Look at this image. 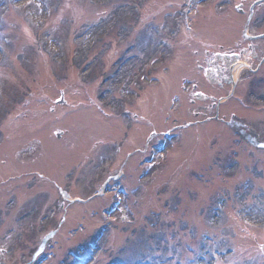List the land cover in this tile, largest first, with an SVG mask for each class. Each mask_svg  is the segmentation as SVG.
Segmentation results:
<instances>
[{
	"label": "rangeland",
	"instance_id": "obj_1",
	"mask_svg": "<svg viewBox=\"0 0 264 264\" xmlns=\"http://www.w3.org/2000/svg\"><path fill=\"white\" fill-rule=\"evenodd\" d=\"M28 2L31 4H28ZM138 2L139 0H0V29H4L5 31V40L0 41V46H4V50H6V58L2 59L0 57V91L5 96V105L6 101L13 102L17 99L16 96L20 97L18 101L19 107H17L14 115L11 114V122L8 125L17 124L15 127L19 125L22 129H33L32 131L44 129L53 138L61 131L69 133L74 131L79 137H82V134H79L80 124L75 120H71L69 115L65 117H68L66 120H64L65 118H59L63 114V109L57 108L53 100L59 98L61 90L64 88L67 91L66 96H68V100L69 98L73 99V95L81 92L77 90L78 87L82 88L86 86L83 82L89 86V88H86L87 92H99L97 85L100 84L104 77L109 78L108 75L113 71L112 68L115 67L113 63L118 57L120 58L117 64H120L122 59L128 60V63L116 76V80L113 78V81L107 84L106 88H113L112 93H114L115 88L117 90L116 94H120L119 97L121 99L130 97V95L124 96L120 92H124L123 86L127 85L131 80H136L140 68L144 70L145 65L154 59L153 56H157V51L161 49V39L170 35L165 30L169 26L172 28L175 21H168L169 19L163 12L167 6L171 8L170 11L172 13L178 11V8H180L174 1L153 0L148 13H146L148 8L146 10L145 7L143 8V18H146V20H137V16L132 15L131 8L138 4ZM145 2L148 3V0H145ZM46 9L47 14L52 13L53 16L47 24H44L43 20L47 16V14L45 16ZM129 9L130 12L124 14ZM158 10H160V13H155ZM211 15L212 12L204 9L201 12V19H199L198 15L193 19V23L196 21L200 22L201 32L199 30V34L208 40L215 37L214 32L216 30L214 26L215 21L210 20ZM261 15H264V13H261ZM118 18V29L112 38L101 43L98 51L90 48L89 43L96 37L101 36L102 32L112 25L113 20ZM29 19L30 21H28ZM37 25L38 28H35ZM218 28H220V25ZM261 28L264 30V22ZM236 33L238 35V32ZM38 36L39 38L42 37L38 41L43 40L44 42H48V47H45L43 44V51L35 46ZM141 36L143 37V43H139L140 46H138L136 43L141 39ZM6 39L12 41L10 45H5ZM134 46V51L129 55H125L126 53L123 50ZM109 47L115 49L113 50V52L116 51L115 55L111 52L110 55L103 57V53ZM182 51L188 52V56H191L189 49L188 51ZM43 52L56 58L57 62H52L51 57H46ZM130 58H133V60H130ZM93 62H99L100 67L94 72L88 71ZM73 67L77 68L73 69ZM78 68L86 72L84 78L80 79V84L75 79ZM154 71V69L151 70V75L147 78L149 84L144 85L142 92V101L147 104H143L144 106L142 105V107L141 104L134 106V109L143 118L141 122L138 125L131 123V130H129L124 127L122 120L118 122L114 117H110V121L106 126L110 125L113 129L126 128L128 135L136 131L141 133V137H145V140H147L154 137V130L159 131L164 129L163 132L168 130L173 131L174 127L183 124L180 121L178 122L176 118H173L174 114L170 115V101L173 97L176 98V94L181 93L178 88L185 81L193 79L204 87L205 81L200 76L196 64L193 60L188 61L186 66L172 61L168 70H164L160 74L154 73ZM51 73H53V76H58L57 82L60 83L61 88H57L58 86L52 87L51 83L53 80L48 76ZM45 74L47 75L45 76ZM17 89L19 90L16 91ZM246 91V88L240 90L243 94ZM17 92L20 93L18 94ZM258 95L263 100L264 90L258 92ZM81 100L87 101L86 98H81ZM49 102H51L50 105ZM81 103L83 102L77 105ZM187 103L189 104V108L192 107L193 109L191 119L194 121H196L194 112L201 113L211 104L209 101L203 105H198L197 101L191 102L189 99ZM54 106L56 107V112L52 113L51 111H53ZM230 108H233L232 104ZM5 111L6 107L3 105L0 108V118L4 115L3 112ZM187 111L185 109L184 113ZM79 112H82V110ZM180 112L181 109L176 114ZM184 113L182 114L184 115ZM202 115H200L198 120L202 121L204 119ZM169 116L172 123L166 125L165 121L166 119L168 120ZM94 117H89L88 114H85L78 116V121L90 124L94 120ZM258 120L262 129H258L256 132L263 139L262 141H264V118H259ZM214 129H208V134L200 130L201 133L198 134H201L202 139L205 134H207V139L211 136L215 137L216 133ZM16 133L17 131H15ZM15 134L10 133V136H14ZM74 134L72 133V138L76 141L78 138ZM235 134L230 135L228 133L226 136L223 135L219 141L225 148H228L226 155L233 149L239 150L241 148L240 145L236 146V143L235 145L232 144V138H234ZM246 134L251 133L248 132ZM27 136L23 135L21 137L23 140H19L20 145L31 143L30 138ZM69 136L70 134L63 139L67 142H65L66 145L64 147V144L59 145L61 151H64L68 147L67 144L71 140L73 141ZM236 136L238 138L240 135L236 134ZM109 137L114 140L117 135L116 133H111ZM126 137L127 135H125L124 139ZM158 139L159 137L154 138L150 142V146L157 144ZM193 140V138L187 136L186 141L183 140L178 145V151L172 160L173 162L170 159L168 162H161L155 169H142L141 171L143 172H151L146 177L147 179L145 178L147 181H143L140 185L133 182L136 175L133 177L126 176L125 183L127 186L131 187L133 183L135 187L129 199H122L119 209L117 208L113 214L114 221H110L107 225L109 227L108 233L103 235L100 243V247L104 248L105 251L102 252L103 258L99 264H139L151 261V256L156 257L155 260H157L158 264H160V258L158 257L162 258L163 264H209L208 260V262H201V259H207V256L215 257L218 255L216 254L217 252H227V250L232 248L237 250L238 254L228 264H264V228L262 232L254 234L251 231L252 228H247L244 222L243 224L241 223L243 221L242 217H245L247 218H244L245 221L261 224L264 227V180L262 183H259L257 180L253 181V184L247 183L249 180L246 179L250 178L252 173L239 172L237 168L235 170L236 166L233 167L235 159L231 160L230 155L232 154H228L227 160L232 165H226V167L234 169H230L231 171L229 169L224 170L221 165L220 170L214 167L213 179L218 181H215L217 184L214 187L213 185L210 187L207 184L206 175L212 176V174L205 163L212 157L213 149L204 148L207 140H204L199 154L191 158L188 166L184 167V169L191 168L195 171L204 172L206 173L205 176L200 177L199 181L198 177L197 180H194L192 176H189L188 171L175 173L170 176L172 163H174V167L176 168L178 167L177 162L182 164L183 161L181 160L185 159L187 161L193 154L195 149ZM14 141L15 139L11 138L7 146ZM5 142L8 141L5 140ZM219 142L217 144L220 145L221 143ZM74 144L70 145L74 146ZM91 146H93V143H91ZM33 147L36 148V145ZM206 147L209 148V145H206ZM243 147L250 157L253 154L252 159L245 158V161L248 163H258L259 169H264V152L261 150L257 151L256 149L253 150L249 145H244ZM215 151L221 155L225 152L223 149H216ZM39 152L41 153L34 156L35 159H38L35 162L31 158L30 149L22 153L27 157L21 160L32 164L39 162L47 155L48 151L46 152L45 150L44 153L42 148H39ZM58 153H60V149ZM128 153H130L129 150ZM89 155L96 156L91 153ZM200 155L201 158L196 160ZM1 158L2 154L0 153ZM103 159L105 161L106 157L101 156L98 159L91 157V159H87L86 161L85 156L82 155L77 160L73 156H67L57 161L58 167L60 165L65 166V168H68L66 165L73 166L68 171L61 173L63 176L62 184L66 188L71 187L72 191H74L73 198L89 199L104 184L105 180H101L98 177L99 175L96 174L103 166ZM52 160L55 159L52 158ZM139 163L140 157L138 156L129 160V165L133 171L137 170ZM122 164L121 162L116 166L112 177L120 172L123 167ZM35 170H30L32 174L29 178L37 177L35 174L37 171ZM42 170L46 169L41 167L39 171L44 172ZM57 171L60 172V168ZM72 172L75 174L79 172V174L75 178L74 175H71L67 180L65 176ZM167 172L169 175H167ZM241 172L242 175L240 176ZM249 172H251V169ZM46 173L49 176L52 175L50 171H46ZM256 175L259 176L260 174ZM94 176H96L95 179H93ZM0 179L4 180L5 176H0ZM29 184H32V182H29ZM247 184L248 187L246 189ZM22 185L25 184L22 183ZM37 185V187L52 188L56 192V189L50 186L48 182L42 185L38 181ZM241 186L244 190L246 189L245 194H234L236 189H241ZM212 189L214 190L213 193L216 192V195H213ZM19 192H22L20 196L29 194V192L27 193V188ZM172 193L173 196H170ZM209 195H213L215 198L211 200ZM9 198L10 196L8 195L7 197L5 194L0 199V215L3 216H1L3 223H0V248L5 251V253L0 254V264L26 263L29 262L31 253L45 234H48L52 230H60L59 222L61 217L59 216L60 218L54 222L47 221V223H42L43 212L40 211L38 215L40 217L39 222L37 220L32 221L29 216L23 219L25 216L23 214H27L24 209L15 213L14 207L11 209L9 206H5ZM167 201L171 205L169 209H165ZM31 206H36V204ZM73 206L74 204L69 207L68 213L64 215L68 217L69 221L71 220L72 224L68 229H63L62 233L60 230L55 239L50 242L46 253L52 252L54 255L53 259L45 264H76L77 262L70 257L69 253L74 251L78 245V248L82 247L88 241V236L96 230L97 225L103 222L98 213L92 211L95 208L97 211H100L101 202L88 204L84 208ZM200 208L211 211L214 209L215 211L212 214L211 212H203V215L207 214L208 216L209 220H206L205 215L203 218L199 214ZM128 209L130 210V214L128 213ZM147 211L155 217L153 218L155 227L150 223L148 224V221L145 220L144 215L147 214ZM48 212L46 213L48 214ZM88 213L94 214V216H97V219L94 216L88 215ZM131 214L135 218L136 215L138 216L137 220L139 223L136 225L129 222ZM18 215H20L19 219L23 221L17 222L16 217ZM79 223L89 226L87 232L83 233V235L79 234L76 238L69 237L67 240L65 236L68 237L70 231L75 229L76 226L78 227ZM17 226L19 232H22L28 238L26 245L16 246L10 242H8V245L5 244L3 238L6 230L11 227L16 229ZM33 226H38L39 229L35 234H29ZM46 227L47 230H45ZM151 232H154L153 236H150ZM14 235L17 237L16 232ZM15 236L11 237L14 238ZM152 238H154L155 246L153 245V252L149 253L146 250L152 248L150 245ZM12 246L23 247L24 252L19 251L14 254L16 257H13L9 253ZM220 264L224 263L220 262Z\"/></svg>",
	"mask_w": 264,
	"mask_h": 264
},
{
	"label": "bare ground",
	"instance_id": "obj_2",
	"mask_svg": "<svg viewBox=\"0 0 264 264\" xmlns=\"http://www.w3.org/2000/svg\"><path fill=\"white\" fill-rule=\"evenodd\" d=\"M236 80V77H234V81ZM209 256H207V258H208ZM203 261H205V260H203ZM151 263H154V264H158V263H155V262H151Z\"/></svg>",
	"mask_w": 264,
	"mask_h": 264
},
{
	"label": "snow or ice",
	"instance_id": "obj_3",
	"mask_svg": "<svg viewBox=\"0 0 264 264\" xmlns=\"http://www.w3.org/2000/svg\"><path fill=\"white\" fill-rule=\"evenodd\" d=\"M237 7H239V5H237Z\"/></svg>",
	"mask_w": 264,
	"mask_h": 264
}]
</instances>
